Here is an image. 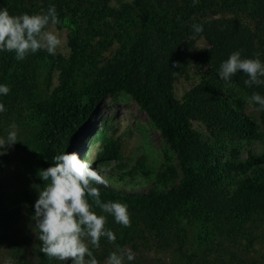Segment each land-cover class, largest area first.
<instances>
[{
	"label": "trees",
	"instance_id": "trees-1",
	"mask_svg": "<svg viewBox=\"0 0 264 264\" xmlns=\"http://www.w3.org/2000/svg\"><path fill=\"white\" fill-rule=\"evenodd\" d=\"M108 2L0 0V9L7 8L12 15L40 14L54 5L60 23L66 18H77L91 25L110 16ZM133 4V10L126 8L116 16L121 24L139 28L127 58L109 59L94 67L92 82L84 91L85 99L72 95L50 110L35 136L38 171L52 166L53 158L66 152L68 139L85 125L105 95L125 90L146 110L176 152L182 175L178 184L158 193L123 192L104 184L94 185L100 189L104 202L126 203L132 221L131 227H123L112 216L107 217V227L117 239L115 244L109 243L114 249H93L98 264L116 251L117 245L131 249L135 253L133 261H139L138 240L164 244L173 238L182 251L187 225L199 217L216 225L229 240L211 253L206 264H264L243 258L229 247L238 245L239 236L246 234V223L252 214L264 210V166L250 164L229 187L228 174L214 165L211 148L191 127V120L200 119L218 124L230 134L255 135L244 115L223 100L220 87L225 80L220 78L219 69L234 51H241L243 58H256L259 53L264 62V0H199L197 4L193 0H134ZM193 24L203 25V33L195 35ZM188 36L206 39L209 47L201 52V57L210 62V69L208 77L186 91L180 102L172 93V84L174 74L186 65L183 42ZM70 45L69 62L89 61L86 44L81 47L72 39ZM48 57L41 50L18 61L14 53L0 52V84L8 85L12 80L14 87L29 92L35 86L34 70ZM246 79L245 74L237 73L231 81L249 96L254 92L264 96V85L248 87ZM8 101L9 95H0V103ZM260 112L264 121V110ZM40 185L41 181H37L19 191L0 193V250L5 249L9 264L48 263L43 257L28 259L23 249L32 241L28 232L35 228L32 216ZM95 211L107 215L99 208ZM103 241L108 242L102 238L100 243ZM186 258L188 264H193L188 255Z\"/></svg>",
	"mask_w": 264,
	"mask_h": 264
},
{
	"label": "rangeland",
	"instance_id": "rangeland-1",
	"mask_svg": "<svg viewBox=\"0 0 264 264\" xmlns=\"http://www.w3.org/2000/svg\"><path fill=\"white\" fill-rule=\"evenodd\" d=\"M133 2L109 0L110 16L91 25L82 19L66 18L54 29L63 39V47L56 55L41 61L34 70L35 86L27 92L14 87L12 80L8 82L11 91L9 101L4 103L6 110L0 113V137L6 138L10 126L15 124L19 142L6 155L0 156V193L19 191L37 181H41L40 186L43 187L45 182L38 177L35 160L36 133L50 110L64 103L66 97L73 95L85 99L84 91L92 82L94 67L109 59L127 58L139 28L121 24L116 16L126 8L133 10ZM72 39H76L81 47L87 45L88 62H69ZM208 47L203 36H188L184 40L186 65L174 74L172 84V93L178 101L183 100L186 91L208 77L210 62L201 57V52ZM220 94L228 105L241 112L252 124L255 135L230 134L218 124L200 119L191 120V127L211 148L214 165L228 174L226 180L230 187L250 164L264 166V121L259 108L249 101V94L235 82L224 81ZM67 143L66 152L75 151L81 159L88 160L107 182L104 185L119 191L158 193L175 186L181 179L176 152L146 110L125 90L116 95H105L85 125ZM35 231L33 228L28 232L32 241L23 247L25 256L28 259H47L40 251L41 242L37 241ZM245 233L239 236L238 245L229 247L243 258L264 263V210L252 214L246 223ZM137 243L136 254L140 260L125 259V264H188L186 255L193 264H206L211 253L218 246L227 245L229 240L216 225L199 217L187 225L182 251L173 238L164 244L142 243L141 240ZM101 245L102 250L114 249L113 244L106 241ZM4 250H0V264H9ZM107 258L100 264H106ZM47 261V264H61L55 260Z\"/></svg>",
	"mask_w": 264,
	"mask_h": 264
},
{
	"label": "clouds",
	"instance_id": "clouds-1",
	"mask_svg": "<svg viewBox=\"0 0 264 264\" xmlns=\"http://www.w3.org/2000/svg\"><path fill=\"white\" fill-rule=\"evenodd\" d=\"M199 0H193V4ZM60 19L55 6L46 13L12 15L7 8L0 9V52L14 53L15 59L24 60L30 54L41 50L56 55L63 47V39L55 32ZM195 35L203 33L201 24H193ZM237 73L247 76L244 81L248 87L264 85V62L259 58H243L241 51H234L221 63L219 76L230 81ZM9 85L0 84V95H8ZM251 103L264 110V96L253 93ZM5 106L0 103V113ZM6 138L0 137V156L18 143L16 125L10 126ZM38 177L45 182L38 190L35 202L34 221L37 239L41 242L40 251L49 260L67 264H98L93 249L101 247V239L106 238L115 244L116 235L107 227L110 215L117 224L131 227V212L126 203L104 202L101 191L94 185L106 184L105 179L90 162L80 155L65 152L53 158L52 166L38 171ZM99 208L104 214H97ZM135 259L131 249L121 248L109 254L106 264H125Z\"/></svg>",
	"mask_w": 264,
	"mask_h": 264
}]
</instances>
